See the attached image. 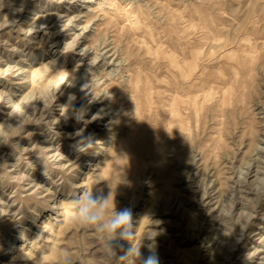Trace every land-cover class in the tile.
<instances>
[{
	"label": "rangeland",
	"instance_id": "obj_1",
	"mask_svg": "<svg viewBox=\"0 0 264 264\" xmlns=\"http://www.w3.org/2000/svg\"><path fill=\"white\" fill-rule=\"evenodd\" d=\"M85 190L159 264H264V0H0V264H103Z\"/></svg>",
	"mask_w": 264,
	"mask_h": 264
},
{
	"label": "clouds",
	"instance_id": "obj_2",
	"mask_svg": "<svg viewBox=\"0 0 264 264\" xmlns=\"http://www.w3.org/2000/svg\"><path fill=\"white\" fill-rule=\"evenodd\" d=\"M75 118L83 120L84 112L78 110ZM91 147L90 138L79 151ZM73 223L92 229L103 248V264H159V257L154 245H149L150 255L143 257L140 245L125 249L124 242L135 239V221L133 211L123 208L117 211L114 192L108 195L102 192L83 191L76 193L72 201ZM155 237V236H154ZM124 254H120V253ZM63 264H71L68 252L63 253Z\"/></svg>",
	"mask_w": 264,
	"mask_h": 264
},
{
	"label": "bare ground",
	"instance_id": "obj_3",
	"mask_svg": "<svg viewBox=\"0 0 264 264\" xmlns=\"http://www.w3.org/2000/svg\"><path fill=\"white\" fill-rule=\"evenodd\" d=\"M173 75V74H172ZM9 115V114H8ZM239 182V181H238ZM242 208V207H241ZM225 225V224H224ZM234 232V231H233ZM235 247V246H234ZM225 254V253H224ZM262 258V257H261Z\"/></svg>",
	"mask_w": 264,
	"mask_h": 264
}]
</instances>
